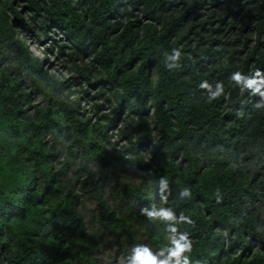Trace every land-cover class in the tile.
<instances>
[{
  "label": "trees",
  "instance_id": "trees-1",
  "mask_svg": "<svg viewBox=\"0 0 264 264\" xmlns=\"http://www.w3.org/2000/svg\"><path fill=\"white\" fill-rule=\"evenodd\" d=\"M36 28L63 34L76 76L15 36ZM256 71L264 0H0V264L156 251L169 234L141 215L152 205L192 220L191 264H264V101L230 79ZM204 82L225 94L209 104Z\"/></svg>",
  "mask_w": 264,
  "mask_h": 264
},
{
  "label": "clouds",
  "instance_id": "clouds-1",
  "mask_svg": "<svg viewBox=\"0 0 264 264\" xmlns=\"http://www.w3.org/2000/svg\"><path fill=\"white\" fill-rule=\"evenodd\" d=\"M184 54L179 48L172 49L171 53L165 57V67L168 70L178 68ZM231 81L241 92H249L252 96H259L264 101V74L256 71L254 74L245 75L241 72H234L230 77ZM207 90V102L211 104L225 94L223 83H217L215 89L204 82L200 85ZM160 192L169 191V180L161 177L158 181ZM219 193H217V196ZM181 199L191 198L192 192L189 187L179 190ZM167 199V197H163ZM141 215L149 221L159 222L164 225L166 233L169 234V242L158 250L153 251L146 245H135L130 249L126 264H191L190 255L193 251V243L187 231H181L179 225L192 224V220L184 215L177 216L175 210L170 207L151 208L144 207Z\"/></svg>",
  "mask_w": 264,
  "mask_h": 264
},
{
  "label": "rangeland",
  "instance_id": "rangeland-1",
  "mask_svg": "<svg viewBox=\"0 0 264 264\" xmlns=\"http://www.w3.org/2000/svg\"><path fill=\"white\" fill-rule=\"evenodd\" d=\"M223 3V1H221ZM22 5L18 2L14 4V7L17 9L21 7ZM226 5L225 3L222 4V6H218L213 8L211 11H216L218 14L221 13V8H224ZM36 33L33 31H28V37H19V31L15 34L17 39H22L23 43H25L29 50L39 58L44 60L45 67L52 72L54 75H56L61 81L64 78H70L72 76H76L77 72L74 70L76 67L72 62L66 57V56H60L59 55V48L60 46H66L67 42L65 41V38L63 37L62 33H59L58 35H54L52 33L48 32V35L43 33L39 28H36ZM248 37H250L252 40L254 38L251 37L250 33L248 34ZM45 56V54H47ZM77 66L81 65V62L76 63ZM76 73V74H75ZM84 89H88V85L86 83L83 84ZM73 91L76 93H79L81 91V88L79 87H73ZM89 90H91L89 88ZM39 101V100H38ZM35 99V102H38ZM90 109V103H86V111H89ZM122 126H119V129H121ZM113 134H116L117 131L111 132ZM144 156L146 160L151 157L150 151H145ZM64 161V158H61L60 163ZM61 165H59L60 167ZM58 167V164H57ZM133 175H136V173H133ZM113 255L114 253V247L110 242H107L105 245V252H104V258L106 260L107 264H110L108 261L109 256ZM111 264H126V261L121 256L116 257L114 261H112Z\"/></svg>",
  "mask_w": 264,
  "mask_h": 264
}]
</instances>
